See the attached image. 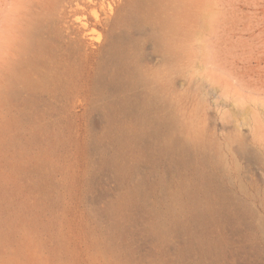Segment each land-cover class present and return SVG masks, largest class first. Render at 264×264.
<instances>
[{"label": "rangeland", "instance_id": "374dc122", "mask_svg": "<svg viewBox=\"0 0 264 264\" xmlns=\"http://www.w3.org/2000/svg\"><path fill=\"white\" fill-rule=\"evenodd\" d=\"M100 17L23 77L0 0V264H264V0Z\"/></svg>", "mask_w": 264, "mask_h": 264}, {"label": "bare ground", "instance_id": "6f19581e", "mask_svg": "<svg viewBox=\"0 0 264 264\" xmlns=\"http://www.w3.org/2000/svg\"><path fill=\"white\" fill-rule=\"evenodd\" d=\"M35 3L42 4L33 11ZM124 0H23V77L34 75L48 61L86 52L96 25L108 23L110 42Z\"/></svg>", "mask_w": 264, "mask_h": 264}]
</instances>
